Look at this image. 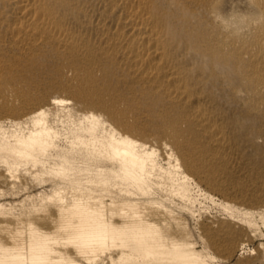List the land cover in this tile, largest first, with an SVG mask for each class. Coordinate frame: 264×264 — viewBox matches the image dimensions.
Listing matches in <instances>:
<instances>
[{
  "label": "bare ground",
  "instance_id": "6f19581e",
  "mask_svg": "<svg viewBox=\"0 0 264 264\" xmlns=\"http://www.w3.org/2000/svg\"><path fill=\"white\" fill-rule=\"evenodd\" d=\"M189 1L182 5L178 0H6L5 6L17 40L48 34L88 57L89 65L101 55L124 62L134 78L163 88L171 101L191 108V118L201 119L212 145L226 153L230 146L222 126L211 121L200 99L188 92L187 70L172 55V46L181 44L184 50L199 46L209 59L226 52L237 56L245 48L263 64L260 68L248 60L253 66L251 90L264 99V0ZM56 7L76 12L89 24L93 21L98 42L69 31ZM211 31L218 43L211 39ZM53 104L52 121L67 124L62 132L50 123L45 110L29 117L27 125L17 123L11 131L0 127V165L9 178L20 167L26 171L41 167L42 174L59 186L54 221L59 233L40 232L31 222L29 263L204 264L201 252L190 243L166 237L145 208L163 206L157 198L146 203L145 197L174 195L191 201L189 178L179 167H164L154 150L107 127L99 116H77L64 99ZM107 108L111 118L123 125V118ZM166 159L170 164L172 157ZM107 201L123 208L114 212ZM11 209L0 204V217H10ZM18 232L10 230L0 237V257L24 255L25 243ZM61 243L64 253L57 250Z\"/></svg>",
  "mask_w": 264,
  "mask_h": 264
},
{
  "label": "rangeland",
  "instance_id": "374dc122",
  "mask_svg": "<svg viewBox=\"0 0 264 264\" xmlns=\"http://www.w3.org/2000/svg\"><path fill=\"white\" fill-rule=\"evenodd\" d=\"M178 1L185 5L189 0ZM5 2L0 0V127L11 131L17 123L27 125L29 117L45 110L50 123L62 132L67 124L53 122L51 115L57 99L66 100L77 116H99L107 127L154 150L164 167L175 164L189 178L190 202L174 195L144 198L146 203L161 201L163 206L145 208L166 237L193 245L204 264H264V99L251 90L253 66L248 60L260 68L263 64L245 48L237 56L226 52L209 59L199 46L186 50L181 44L172 46V55L187 70L188 92L200 99L211 121L222 126L230 146L227 155L212 145L201 119L191 118V108L171 101L163 88L134 78L124 62L101 55L89 65L88 57L48 34L17 40ZM56 11L69 31L98 42L93 21L89 24L63 8ZM209 33L218 43V36ZM107 105L123 118V125L111 118ZM40 170L20 167L16 178H9L0 165V204L13 212L0 217V237L18 230L25 243L23 256L0 257V264H30L31 222L40 232L59 233L54 224L59 186ZM106 203L114 212L123 208ZM61 244L57 250L64 253Z\"/></svg>",
  "mask_w": 264,
  "mask_h": 264
}]
</instances>
